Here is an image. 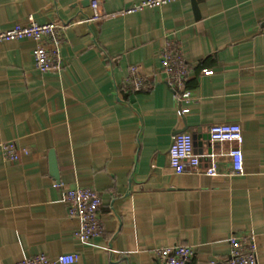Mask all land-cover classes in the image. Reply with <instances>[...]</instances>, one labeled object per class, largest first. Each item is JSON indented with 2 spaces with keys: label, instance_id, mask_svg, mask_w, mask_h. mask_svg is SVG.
Instances as JSON below:
<instances>
[{
  "label": "crops",
  "instance_id": "1",
  "mask_svg": "<svg viewBox=\"0 0 264 264\" xmlns=\"http://www.w3.org/2000/svg\"><path fill=\"white\" fill-rule=\"evenodd\" d=\"M0 0V28L64 25L61 69L39 73L34 42L0 43V264L77 254L75 264H162L158 250L188 244V264L226 259L232 235L255 236L264 264V0H178L123 13L143 0ZM166 41L178 44L192 98L179 102L162 68ZM131 66L149 89L131 93ZM243 129L245 172L231 175L232 143L209 128ZM181 131V132H178ZM188 132L205 169L169 163L173 136ZM28 149L18 161L1 144ZM215 153V158L208 154ZM57 173H53L52 159ZM97 189L101 237L81 241L65 192Z\"/></svg>",
  "mask_w": 264,
  "mask_h": 264
},
{
  "label": "built area",
  "instance_id": "2",
  "mask_svg": "<svg viewBox=\"0 0 264 264\" xmlns=\"http://www.w3.org/2000/svg\"><path fill=\"white\" fill-rule=\"evenodd\" d=\"M178 0H143L138 4L125 8L123 13H132L145 8L162 7ZM92 15L87 21L102 20L106 11L101 0L91 2ZM64 25L51 21L38 23L33 16L28 17L24 24H17L10 29L0 28V43L16 40L34 42L32 52L34 66L39 73L59 71L61 69V48L65 41ZM162 68L168 84L177 92L178 101H189L191 89L187 85L190 69L183 57L181 47L173 41H166L162 52ZM123 87L131 93L143 92L149 89L146 76L138 66H131L123 80ZM212 143L229 142L232 147L228 153L232 161L231 175H241L245 172L244 153L242 149L243 129L236 123L214 124L209 128ZM2 153L9 161H18L22 154H28V149H19L13 143H2ZM212 159L216 154H208ZM169 163L175 173L185 171L205 173L210 176L221 175L215 163L203 168L201 155L195 152L193 136L188 132L177 133L173 136L169 148ZM65 201L69 217L78 222L75 237L81 241H90L101 237L105 231L101 219L102 198L97 189L90 186H74L65 192ZM230 251L226 259H212L210 264H259L258 246L255 236L232 235L229 239ZM195 253L188 244L174 245L158 250V258L162 264H188ZM77 254H61L50 257L38 254L26 257L14 264H75Z\"/></svg>",
  "mask_w": 264,
  "mask_h": 264
},
{
  "label": "water",
  "instance_id": "3",
  "mask_svg": "<svg viewBox=\"0 0 264 264\" xmlns=\"http://www.w3.org/2000/svg\"><path fill=\"white\" fill-rule=\"evenodd\" d=\"M178 132H181V131H178ZM51 163H52V166H53V173L55 175H58V173H57V166H56V162H55V159L54 158L52 159Z\"/></svg>",
  "mask_w": 264,
  "mask_h": 264
}]
</instances>
